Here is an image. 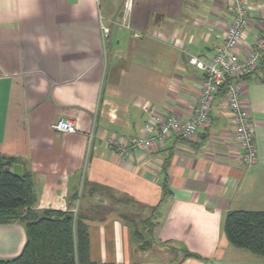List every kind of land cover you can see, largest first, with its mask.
I'll return each mask as SVG.
<instances>
[{
    "label": "crops",
    "instance_id": "1",
    "mask_svg": "<svg viewBox=\"0 0 264 264\" xmlns=\"http://www.w3.org/2000/svg\"><path fill=\"white\" fill-rule=\"evenodd\" d=\"M125 1L0 0V156L32 175L39 212L76 204L94 264H264L224 231L229 212L264 211V58L242 80L255 165L241 164L221 93L193 139L172 135L121 160L109 140L142 136L145 107L191 116L205 75L190 59L210 60L232 20L229 0H132L126 28ZM248 3L249 46L264 30V0ZM62 118L75 134L53 128ZM128 218L150 245L133 239ZM25 243L21 224L0 225V259Z\"/></svg>",
    "mask_w": 264,
    "mask_h": 264
},
{
    "label": "built area",
    "instance_id": "2",
    "mask_svg": "<svg viewBox=\"0 0 264 264\" xmlns=\"http://www.w3.org/2000/svg\"><path fill=\"white\" fill-rule=\"evenodd\" d=\"M102 0H97L101 4ZM132 0L125 1V16L119 24L130 28L127 16L131 12ZM232 20L226 28L224 43L210 60L193 56L190 63L204 72L195 110L187 119L175 114L163 115L152 107H145L148 119L144 133L132 142L112 138L109 146L116 150L121 160L131 158L136 152H146L164 144L170 136L177 135L185 140L193 139L210 122V111L214 98L227 85V105L232 115V126L241 148V164L250 168L258 161V150L252 119L242 94V80L259 68L264 58V30L254 44H244L245 33L251 25L252 10L248 0H229ZM100 31L105 40L111 31L106 19L100 14ZM141 38V33H135ZM60 133L75 134L74 120L62 118L53 124ZM78 209L75 210L77 213Z\"/></svg>",
    "mask_w": 264,
    "mask_h": 264
},
{
    "label": "trees",
    "instance_id": "3",
    "mask_svg": "<svg viewBox=\"0 0 264 264\" xmlns=\"http://www.w3.org/2000/svg\"><path fill=\"white\" fill-rule=\"evenodd\" d=\"M219 93L226 96L227 85ZM16 162L15 158L0 156V225L21 224L26 243L20 255L0 259V264H94L89 253L87 222L75 212L76 204L67 212L36 210L32 175L15 176L12 169ZM127 222L131 223L133 239L143 242L135 220L128 218ZM153 226L150 223V233ZM224 231L231 245L264 259V211H231L226 216ZM143 243L144 247L150 245ZM185 257L198 256L186 251Z\"/></svg>",
    "mask_w": 264,
    "mask_h": 264
},
{
    "label": "water",
    "instance_id": "4",
    "mask_svg": "<svg viewBox=\"0 0 264 264\" xmlns=\"http://www.w3.org/2000/svg\"><path fill=\"white\" fill-rule=\"evenodd\" d=\"M13 173L15 176L21 177L24 175L23 168L21 165H15L13 168Z\"/></svg>",
    "mask_w": 264,
    "mask_h": 264
}]
</instances>
